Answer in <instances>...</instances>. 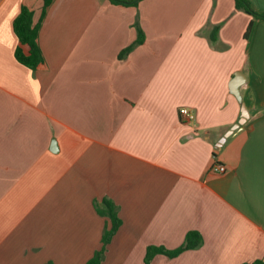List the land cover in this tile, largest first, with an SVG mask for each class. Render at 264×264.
<instances>
[{
    "label": "crops",
    "instance_id": "0c3cea01",
    "mask_svg": "<svg viewBox=\"0 0 264 264\" xmlns=\"http://www.w3.org/2000/svg\"><path fill=\"white\" fill-rule=\"evenodd\" d=\"M23 5L38 21L41 0H0V264H85L104 197L121 225L102 264H143L189 231L198 249L149 264H264V21L245 39L233 0H52L30 70L14 58ZM136 17L144 40L119 59Z\"/></svg>",
    "mask_w": 264,
    "mask_h": 264
},
{
    "label": "trees",
    "instance_id": "16d2710c",
    "mask_svg": "<svg viewBox=\"0 0 264 264\" xmlns=\"http://www.w3.org/2000/svg\"><path fill=\"white\" fill-rule=\"evenodd\" d=\"M41 16L38 21L34 22L33 13L26 6H22L19 14L15 17L12 23L13 32L17 38V45L14 50L15 60L27 67L30 70H36L40 66L44 65V58L41 52L38 35L41 26L42 17L44 16L47 7L51 4L52 0H41ZM113 5H119L123 7H137L142 0H108ZM235 9L242 11L252 17V21L247 26L244 38L248 39L252 30L254 20L264 21V12L256 11L249 0H233ZM136 39L134 42L123 49L118 57L122 59L133 48L139 44H142L144 40V34L138 24V18L136 17L135 24ZM96 213L107 218L109 224L105 225L101 236V247L95 251L91 258L85 264H102L106 246L110 242L112 236L115 234L119 226L121 225V219L118 216L117 206L108 198L104 197L99 203H94ZM202 236L197 231H189L186 233L184 240L180 246L175 249H166L160 245H149L146 248L143 264H149L155 255L162 254L168 258L178 256L180 253L188 250L198 249L202 245ZM45 264H52L50 262ZM253 264H262L261 261H255Z\"/></svg>",
    "mask_w": 264,
    "mask_h": 264
},
{
    "label": "water",
    "instance_id": "95a60500",
    "mask_svg": "<svg viewBox=\"0 0 264 264\" xmlns=\"http://www.w3.org/2000/svg\"><path fill=\"white\" fill-rule=\"evenodd\" d=\"M240 76L241 74L236 72L233 74V78L231 79V82L229 83L228 85V88H229V92L235 96V98L237 99L238 102H241V94H240V91H239V87L240 85L242 84L241 80H240ZM238 127V124L234 127L235 129ZM234 129V130H235ZM232 130H230L226 135H225V138L227 136H229L231 134ZM223 138V140L225 139ZM222 140V141H223Z\"/></svg>",
    "mask_w": 264,
    "mask_h": 264
},
{
    "label": "built area",
    "instance_id": "2783aa9c",
    "mask_svg": "<svg viewBox=\"0 0 264 264\" xmlns=\"http://www.w3.org/2000/svg\"><path fill=\"white\" fill-rule=\"evenodd\" d=\"M179 115L182 121L190 123L194 120V114L190 112L188 108H180ZM211 171L216 173H224L226 171V167L222 164L214 163L213 166H211Z\"/></svg>",
    "mask_w": 264,
    "mask_h": 264
}]
</instances>
